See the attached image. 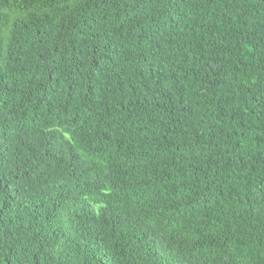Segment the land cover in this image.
I'll return each mask as SVG.
<instances>
[{
  "label": "trees",
  "instance_id": "16d2710c",
  "mask_svg": "<svg viewBox=\"0 0 264 264\" xmlns=\"http://www.w3.org/2000/svg\"><path fill=\"white\" fill-rule=\"evenodd\" d=\"M0 264H264V0H0Z\"/></svg>",
  "mask_w": 264,
  "mask_h": 264
}]
</instances>
